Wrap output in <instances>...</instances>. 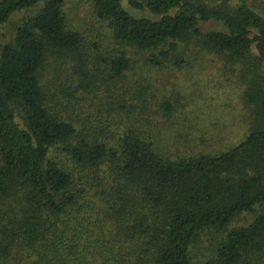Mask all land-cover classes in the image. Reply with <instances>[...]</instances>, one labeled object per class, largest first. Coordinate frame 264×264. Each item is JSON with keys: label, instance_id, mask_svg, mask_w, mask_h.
Wrapping results in <instances>:
<instances>
[{"label": "trees", "instance_id": "trees-1", "mask_svg": "<svg viewBox=\"0 0 264 264\" xmlns=\"http://www.w3.org/2000/svg\"><path fill=\"white\" fill-rule=\"evenodd\" d=\"M65 1L0 0V264H248L264 256V14L254 0H127L149 16L123 0H92L121 44L165 59L195 44L239 68L253 114L248 133L227 150L177 159L132 130L108 141L57 109L42 76L48 59H73L87 77L84 39L69 28ZM39 3L2 43L3 25ZM211 21L222 28L204 32ZM111 64L114 78L130 61L121 54ZM59 146L67 163L53 153ZM245 212L253 219L236 224ZM208 230L220 240L197 261L194 245Z\"/></svg>", "mask_w": 264, "mask_h": 264}, {"label": "rangeland", "instance_id": "rangeland-1", "mask_svg": "<svg viewBox=\"0 0 264 264\" xmlns=\"http://www.w3.org/2000/svg\"><path fill=\"white\" fill-rule=\"evenodd\" d=\"M123 4L136 16L151 15L133 9L127 0ZM253 4L264 14V0ZM43 6L39 3L15 13L3 25L2 43L10 42L18 27ZM64 13L69 28L83 36L87 77L80 76L70 58H49L42 76L47 91L58 100L54 102L57 109L80 125L92 126L90 133L98 131L110 141L132 130L175 159L227 150L248 133L253 114L239 68L226 66L218 55L204 53L195 44L180 46L168 59L159 51L154 54L121 44L108 23L97 16L92 0H66ZM218 28H222L220 22L202 23L204 32ZM121 54L129 58L130 65L122 76L113 78L111 62ZM53 153L63 164L68 162L61 146ZM253 217V212H245L236 224H248ZM210 233L204 231L196 240L197 261L214 253L220 237ZM248 264H264V256Z\"/></svg>", "mask_w": 264, "mask_h": 264}]
</instances>
